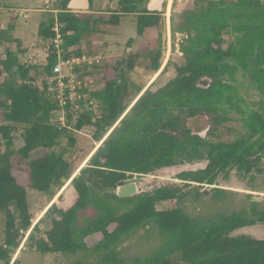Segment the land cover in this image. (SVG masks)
<instances>
[{"label":"trees","instance_id":"obj_1","mask_svg":"<svg viewBox=\"0 0 264 264\" xmlns=\"http://www.w3.org/2000/svg\"><path fill=\"white\" fill-rule=\"evenodd\" d=\"M68 2L50 4L55 12L48 11L38 26L47 55L42 65L22 62L28 48L12 35L13 21L0 28V47L8 44L0 50V264H19L12 259L22 242L69 264H264V238L232 235L242 227L264 226V202L247 195L240 210L211 217L193 216L183 205L191 196L198 201L205 186L215 193L226 190L218 181L233 171L244 178L262 170L264 1L172 0L171 50L177 43L184 59L173 69L170 60L162 67L167 0H118L109 15L103 9L94 15L91 8L78 13ZM11 16L15 20L17 14ZM123 18L135 21L138 49L113 63L77 68L80 77L94 80L87 92L97 107L78 117L69 114L62 125L54 119L56 102L43 89L42 74L57 59L53 26L64 25L65 56H81L100 25L117 26ZM141 67L143 85L128 75ZM169 71L163 85L143 91L157 72ZM250 92L259 98L250 100ZM232 122L241 130L225 139ZM86 128L92 130L90 143L81 147L77 133ZM21 129L23 144L16 148L13 134ZM87 157L66 188L70 204L54 201L33 224L29 191L51 202L65 185L62 178L69 180ZM197 163L203 165L193 168ZM167 175L178 181L156 178L132 196L116 194L126 178ZM158 202L167 207L158 209ZM150 227L158 246L149 255L122 259L117 249L122 238ZM94 235L100 239L89 246ZM80 252L90 258H77Z\"/></svg>","mask_w":264,"mask_h":264},{"label":"rangeland","instance_id":"obj_2","mask_svg":"<svg viewBox=\"0 0 264 264\" xmlns=\"http://www.w3.org/2000/svg\"><path fill=\"white\" fill-rule=\"evenodd\" d=\"M58 1L59 0H50V4H56ZM45 2L46 0H0V28H5L11 21L14 22L16 20H12L14 18L11 16V11H14L18 15V20H16L17 22L15 23L16 28L12 35L21 39L23 45L28 48L29 52L23 57L25 61L32 59L39 60L38 55L42 53L43 47L41 45H44L45 42L42 44L37 42L38 35L36 34V30L40 23V19H38V17L41 15L43 19L45 18L46 13H49L48 11L46 12V10L44 12H40L41 9L44 8L43 4ZM117 2L118 0H69L68 6L76 10L78 13L84 12L91 8L94 11V15H99L101 9L107 12L106 15H109L110 10L117 6ZM165 20L167 24L166 27L169 29L170 18L167 19L166 17ZM88 38L91 40V44L88 48L89 51L86 53L92 55L96 54V58L99 60V65H103L107 62L113 63L116 60L126 58L128 57L129 53L135 52L140 45V39L137 37L136 33L135 21H133L131 18L121 19L117 26L100 25V32L92 34L91 36H88ZM130 38H134L135 41L130 47H127V42ZM38 44H40V46ZM175 46V50L172 51L169 32L167 34V41L165 43L162 67L166 65L168 60L171 61V69H173V65H181L184 63V59L179 52L178 44L176 43ZM142 70L143 68L141 67L139 72H132L131 74H128L131 76V78H135L136 83L139 85H143L147 80ZM63 71L67 72V69L64 67ZM159 72L151 77V80L146 84L143 91L148 87L152 91L156 90L166 82V79L171 74V71H169L167 74L158 76ZM249 98L250 100H256L259 98V96L254 92H250ZM235 129L241 130V125L239 122L231 123L230 128L226 129L223 133L224 138H232L234 135L238 134L239 131L236 132ZM21 131L22 129L13 134L14 145L16 148L21 147L23 144V140L20 136ZM91 134L92 130L89 128L80 130L77 133L78 145L81 147L88 145L90 143ZM98 145L99 144L96 146ZM1 148L3 147H0V149ZM88 157L82 162L75 172L79 173L81 167L87 164ZM202 165L203 163H197L192 165V167L197 168ZM260 167L262 169L260 172L256 171L253 173V176H246L244 178H241L235 171L231 172L227 180L220 179L218 181L219 185L217 187L226 190L215 193L213 190L209 191L207 188L208 186H205L204 188L200 189L202 192H204L200 199L198 201H193L191 196L184 201V207L188 213L193 216L211 217L215 214H225L240 210L247 203V195L264 198V160ZM184 168H188V166ZM175 177V175L151 176L150 178L146 177V180L138 186V191L149 187L147 184L152 183L150 181L153 179L157 178L163 182L172 179L174 181H178ZM68 185L69 183H66L49 203H47V197L44 194L32 190L29 191V201L33 214V224L39 220V218L47 210L48 206L54 201L62 207H66L70 204L71 199L67 200L66 198V188ZM156 207L158 209H165L167 207V203L158 202ZM238 234H247L254 238H264V226L263 224H256L254 226L242 227L232 232L233 236ZM2 238L3 216L0 213V242L2 241ZM99 239V235L91 236L87 239V244L92 246ZM159 243L160 239L158 234L153 227H150L146 229H140L135 233L124 236L119 242L117 249L119 251L120 257L125 261H129L136 256L149 255ZM22 248L25 249L24 252H21L20 249ZM76 257L82 259L90 258L83 252L78 253ZM16 258L20 260L19 264H69V261L61 255H48L43 257L38 252L24 247V242L21 243L20 248L13 256L12 261H14Z\"/></svg>","mask_w":264,"mask_h":264},{"label":"built area","instance_id":"obj_3","mask_svg":"<svg viewBox=\"0 0 264 264\" xmlns=\"http://www.w3.org/2000/svg\"><path fill=\"white\" fill-rule=\"evenodd\" d=\"M43 11H53L46 0L43 4ZM64 25L55 23L53 31L55 36L51 44L57 49V59L52 66L50 73H43V81L45 92L56 102L54 110V119L62 125H67V116L72 114L73 117H78L85 111H95L97 104L94 99H91L88 89H91L93 79L89 76L80 77L76 72L77 68L93 67L99 65L96 54L83 53L81 56H65L66 50L63 49V34L61 29ZM69 51V48L67 49ZM64 67L67 72H64Z\"/></svg>","mask_w":264,"mask_h":264},{"label":"water","instance_id":"obj_4","mask_svg":"<svg viewBox=\"0 0 264 264\" xmlns=\"http://www.w3.org/2000/svg\"><path fill=\"white\" fill-rule=\"evenodd\" d=\"M163 37H164V39L167 38L165 30L163 31ZM142 93L143 92H141V94ZM96 148L94 149V151L96 150ZM91 154H90V156H91ZM74 176H79V173L75 172V174L69 180H67L66 178H62V181L65 184L69 183ZM145 180H146V177H144V176H133V177H130L128 179L121 181L119 183L117 189H116L117 196L122 198V197H129V196L136 194L138 192V184L143 183ZM251 200L255 201V202H264V200L262 198H258V197H252Z\"/></svg>","mask_w":264,"mask_h":264},{"label":"crops","instance_id":"obj_5","mask_svg":"<svg viewBox=\"0 0 264 264\" xmlns=\"http://www.w3.org/2000/svg\"><path fill=\"white\" fill-rule=\"evenodd\" d=\"M187 1H190V0H178V3H181V4H183V3H185V2H187ZM264 1V0H263ZM171 3H172V0H167V4H166V7H165V12H164V18H163V20H164V23L165 24H163V29L166 31V36H167V34L170 32L169 31V29L166 27L167 26V24H166V17H167V19H169L170 18V12H171ZM69 7V6H68ZM69 8H71V7H69ZM104 8H106V7H104ZM115 8V7H114ZM113 8V9H114ZM72 9V8H71ZM72 10H74V9H72ZM74 11H76V10H74ZM87 11V10H86ZM14 12V11H13ZM40 12H44L43 11V8L41 9V11ZM77 12V11H76ZM85 12V11H84ZM94 12V11H93ZM26 13V12H25ZM24 13V14H25ZM39 15V14H38ZM15 18H16V20H18V15L17 16H15ZM38 19H40L39 21L41 22L42 21V17H41V15H40V17H38ZM14 21L13 23L15 24L17 21ZM12 22V21H11ZM40 24V23H39ZM39 26V25H38ZM3 28V27H2ZM15 28H16V24H15ZM38 29V28H37ZM36 34H37V30H36ZM21 40V39H20ZM22 42V41H21ZM37 42H40V44H42L41 43V40H40V38H38L37 39ZM23 44V43H22ZM40 44H38L39 46H40ZM7 43L6 42H2L1 43V47H0V50L1 51H3L4 50V48L5 47H7ZM42 47H43V45H41ZM25 47V46H24ZM42 47H41V49H42ZM29 52V50L24 54V56L27 54ZM23 56V57H24ZM37 56V55H36ZM46 52H45V50L44 49H42V53H40L39 55H38V57H39V60H35V59H32V60H29L30 62H35V63H37L38 62V64H40V65H42L43 63H44V61L46 60ZM22 62H28V61H25L23 58H22ZM34 75H36V72L35 71H33V72H31V76H34Z\"/></svg>","mask_w":264,"mask_h":264},{"label":"flooded vegetation","instance_id":"obj_6","mask_svg":"<svg viewBox=\"0 0 264 264\" xmlns=\"http://www.w3.org/2000/svg\"><path fill=\"white\" fill-rule=\"evenodd\" d=\"M126 179H128V178H126ZM125 180V179H124ZM142 184V183H141ZM138 186H139V184H138Z\"/></svg>","mask_w":264,"mask_h":264},{"label":"bare ground","instance_id":"obj_7","mask_svg":"<svg viewBox=\"0 0 264 264\" xmlns=\"http://www.w3.org/2000/svg\"><path fill=\"white\" fill-rule=\"evenodd\" d=\"M170 1V0H169Z\"/></svg>","mask_w":264,"mask_h":264}]
</instances>
